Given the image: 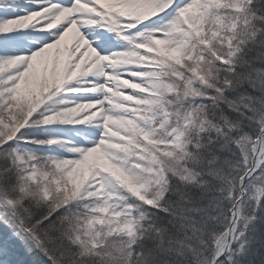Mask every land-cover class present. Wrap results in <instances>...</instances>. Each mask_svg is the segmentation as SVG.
I'll return each instance as SVG.
<instances>
[{
	"label": "snow or ice",
	"instance_id": "obj_1",
	"mask_svg": "<svg viewBox=\"0 0 264 264\" xmlns=\"http://www.w3.org/2000/svg\"><path fill=\"white\" fill-rule=\"evenodd\" d=\"M0 264H264V0H0Z\"/></svg>",
	"mask_w": 264,
	"mask_h": 264
}]
</instances>
